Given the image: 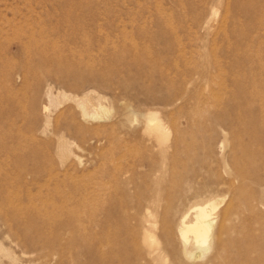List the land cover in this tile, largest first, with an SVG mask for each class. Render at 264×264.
<instances>
[{"label": "rangeland", "instance_id": "obj_1", "mask_svg": "<svg viewBox=\"0 0 264 264\" xmlns=\"http://www.w3.org/2000/svg\"><path fill=\"white\" fill-rule=\"evenodd\" d=\"M206 199L241 249L186 264H264V0H0V264L140 262L139 220L179 264Z\"/></svg>", "mask_w": 264, "mask_h": 264}, {"label": "bare ground", "instance_id": "obj_2", "mask_svg": "<svg viewBox=\"0 0 264 264\" xmlns=\"http://www.w3.org/2000/svg\"><path fill=\"white\" fill-rule=\"evenodd\" d=\"M81 109L83 115L87 117L89 115L87 106L83 105ZM94 118L98 119L100 117ZM148 123L150 130L157 137H164L166 135L155 117L150 116ZM199 196L197 195V197ZM241 198L244 202H249L248 197L242 195ZM216 201L212 199H206V201L200 200L198 203L190 205L184 211L175 210L176 214L174 218L171 215L174 213V203H171L169 206V218L164 222L161 229L164 237L169 243L174 245V252L179 259V264H186V261L190 259L202 262L207 253L220 248L227 250L231 246L232 248H238V250L241 249L238 244H234L233 246L225 244L224 236L228 233V228L225 218L223 220L215 217V212L219 207V201ZM138 227L136 233L131 236V246L133 245L137 249L140 262L131 263L128 259L123 258L121 264H166L167 260L163 257L164 253L159 247L160 243L155 241L156 222L152 220H139ZM190 246L198 249L199 253L196 254L197 250L195 253H192L188 249Z\"/></svg>", "mask_w": 264, "mask_h": 264}]
</instances>
